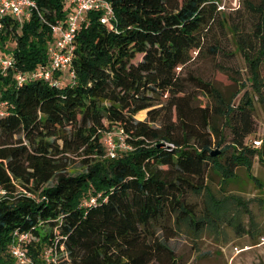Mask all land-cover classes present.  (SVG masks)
<instances>
[{"label":"trees","instance_id":"obj_1","mask_svg":"<svg viewBox=\"0 0 264 264\" xmlns=\"http://www.w3.org/2000/svg\"><path fill=\"white\" fill-rule=\"evenodd\" d=\"M33 1L35 10L20 24L0 17V42L10 41L14 58L12 68L0 71V100L11 105L0 116V264H13L6 248L14 230L27 233L23 247L34 264L45 263L42 249L53 251L55 264H170L171 250L151 238L152 223L190 216L185 192L202 191L208 170L247 167L255 153L243 144L252 132L247 96L226 103L230 142L212 156L211 110L192 104L175 71L200 51L213 1L108 0L112 26L90 11L75 32L72 80L17 86L16 71L46 62L49 26L65 15L63 0ZM256 33H264V11ZM187 77L213 94L206 81ZM143 109L145 117L135 119ZM112 128L121 130L127 148L115 144L110 157L100 138ZM226 148L232 152L220 164ZM70 153L82 156L80 171L67 173ZM14 181L28 194L5 197ZM88 189L95 194L84 196ZM35 193L42 198L29 195ZM83 196L95 200L83 206Z\"/></svg>","mask_w":264,"mask_h":264},{"label":"rangeland","instance_id":"obj_2","mask_svg":"<svg viewBox=\"0 0 264 264\" xmlns=\"http://www.w3.org/2000/svg\"><path fill=\"white\" fill-rule=\"evenodd\" d=\"M212 1L215 11L213 19L201 32L200 51L190 52L189 60L176 67L175 71L183 79L185 94L193 96L192 104L206 105L211 110L209 123L217 131V137L211 133L215 152L212 156H218L219 149L230 142L224 110L226 103L235 99L236 105L247 96L251 102L249 119L252 132L244 137L243 144L255 153L249 157L247 167L238 164L227 173L208 170L204 189L196 194L188 191L183 195V201L193 210L192 214L179 221L173 218V214L156 220L150 227V235L153 241L163 242L171 250L173 263L170 261V264H264V33H256V23L264 10L261 0ZM10 45V41L0 42L3 56L10 52ZM188 75L206 81L213 94L195 88ZM59 77L61 82L70 79L67 72H62ZM163 99L165 94L154 107L159 106ZM7 104L10 108V103ZM215 107L219 110L217 114L214 113ZM145 114V109L140 110L134 118L141 120ZM150 124L154 126L156 122ZM105 132L100 138L104 150H107L104 140L108 135L118 148H127L123 134L115 129L108 135ZM252 140L258 144H253ZM229 152L232 149L226 148L219 156L220 164ZM68 155L67 173L80 171L83 168L82 156ZM90 155L97 153L94 151ZM14 189L13 193H5L4 196L12 198L26 193L17 181H14ZM91 191L88 189L84 196H93L95 192ZM29 195L42 198L36 193ZM86 200L82 198L81 205ZM10 242L6 252L16 264L9 252ZM47 250L42 249L38 256L44 262ZM26 255L34 264L28 253ZM151 264L159 262L154 260Z\"/></svg>","mask_w":264,"mask_h":264},{"label":"built area","instance_id":"obj_3","mask_svg":"<svg viewBox=\"0 0 264 264\" xmlns=\"http://www.w3.org/2000/svg\"><path fill=\"white\" fill-rule=\"evenodd\" d=\"M63 4L65 7L64 17L61 20H55L49 26L51 42L45 48L46 62L36 64L30 69L16 71L14 73L15 85H21L31 79H38L48 85L59 86L61 84L59 76L62 72H67L69 80H72L74 77L71 67L73 40L80 24L86 21L85 14L90 11H96L99 14L98 20L100 23L112 26L111 19L113 14L108 0H63ZM33 10H35L33 0H0V17L10 15L19 24L27 20ZM13 65L14 58L11 53L6 56L0 53V71L5 72L12 68ZM7 103L6 100H0V116L9 111V104ZM117 131L122 134L120 129ZM111 140L110 135L104 140L107 155L110 157L114 156L116 146ZM252 143L257 145L258 141L252 140ZM0 193H3L2 189H0ZM94 200V197H90L82 205H89ZM27 240V233L12 231L9 252L16 264H32L23 247ZM45 264H55V257L50 249L45 254Z\"/></svg>","mask_w":264,"mask_h":264},{"label":"water","instance_id":"obj_4","mask_svg":"<svg viewBox=\"0 0 264 264\" xmlns=\"http://www.w3.org/2000/svg\"><path fill=\"white\" fill-rule=\"evenodd\" d=\"M233 105H235V99L233 100ZM214 154H215L214 151H212V152L210 153V155H214Z\"/></svg>","mask_w":264,"mask_h":264}]
</instances>
